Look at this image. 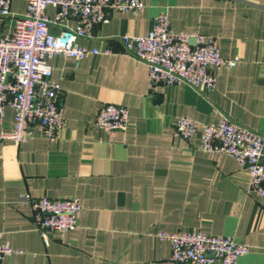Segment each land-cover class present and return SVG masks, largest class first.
<instances>
[{
    "label": "crops",
    "instance_id": "obj_1",
    "mask_svg": "<svg viewBox=\"0 0 264 264\" xmlns=\"http://www.w3.org/2000/svg\"><path fill=\"white\" fill-rule=\"evenodd\" d=\"M142 2L138 14L110 9L92 36L78 37L101 52L49 58L66 117L56 140L36 128L20 143L0 140L1 239L25 249L1 264H183L171 259V243L157 231L188 229L231 235L250 245L237 264H264V196L247 191L249 171L234 156L199 148V131L219 118L215 107L264 134V0ZM27 3L11 0L12 12L23 13ZM165 10L174 30L212 34L224 56L239 57L233 67L213 68L211 93L186 83L151 87L147 65L125 49L122 34L147 33ZM47 13L54 16V6ZM12 24V16L0 15V34ZM105 102L129 108L128 127L112 138L95 124ZM180 115L197 121L188 138L175 134ZM13 121L7 107L0 129ZM24 193L78 196L77 224L51 230L46 241Z\"/></svg>",
    "mask_w": 264,
    "mask_h": 264
},
{
    "label": "built area",
    "instance_id": "obj_2",
    "mask_svg": "<svg viewBox=\"0 0 264 264\" xmlns=\"http://www.w3.org/2000/svg\"><path fill=\"white\" fill-rule=\"evenodd\" d=\"M54 6L50 16L47 7ZM142 0H28L26 10L15 14L11 0H0V15L12 16L10 30L0 34V124L6 108L14 110L11 129H0V140L23 142L35 135L56 140L58 130L66 124L60 102L62 85L53 78L49 58L53 54L77 59L99 53L98 47L88 48L78 42L79 36L93 35L95 23L106 21L110 9L130 10L138 14ZM73 18L75 24L66 20ZM51 24L62 26L58 33ZM127 52L148 67L151 87L186 83L203 94L217 85L214 67H233L239 57L221 53L216 36L196 30L176 31L169 13L161 11L144 34H122ZM194 39V41L192 40ZM105 49L104 52H108ZM219 118L204 124L199 131V148L206 152H221L234 156L249 171L247 191L264 196V134L231 118L218 107ZM129 108L125 104L105 102L99 108L95 124L112 138L129 125ZM175 134L188 138L198 131L197 121L188 115L175 120ZM30 203L33 219L46 241L51 230L67 231L77 224L83 209L78 196L51 197L23 194ZM160 238L171 243V259L183 264H237L240 256L250 251V245L233 236L204 230H158ZM0 264L7 256L24 252L1 239Z\"/></svg>",
    "mask_w": 264,
    "mask_h": 264
},
{
    "label": "water",
    "instance_id": "obj_3",
    "mask_svg": "<svg viewBox=\"0 0 264 264\" xmlns=\"http://www.w3.org/2000/svg\"><path fill=\"white\" fill-rule=\"evenodd\" d=\"M194 41V39H192Z\"/></svg>",
    "mask_w": 264,
    "mask_h": 264
}]
</instances>
